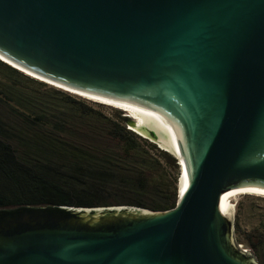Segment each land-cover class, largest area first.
<instances>
[{
  "label": "water",
  "instance_id": "95a60500",
  "mask_svg": "<svg viewBox=\"0 0 264 264\" xmlns=\"http://www.w3.org/2000/svg\"><path fill=\"white\" fill-rule=\"evenodd\" d=\"M0 54L142 124L187 183L164 212L0 209V264H255L224 193L264 188V0H0Z\"/></svg>",
  "mask_w": 264,
  "mask_h": 264
},
{
  "label": "trees",
  "instance_id": "16d2710c",
  "mask_svg": "<svg viewBox=\"0 0 264 264\" xmlns=\"http://www.w3.org/2000/svg\"><path fill=\"white\" fill-rule=\"evenodd\" d=\"M113 109L0 61V209L175 208L180 175L164 164L178 161ZM247 237L264 264V236Z\"/></svg>",
  "mask_w": 264,
  "mask_h": 264
},
{
  "label": "rangeland",
  "instance_id": "374dc122",
  "mask_svg": "<svg viewBox=\"0 0 264 264\" xmlns=\"http://www.w3.org/2000/svg\"><path fill=\"white\" fill-rule=\"evenodd\" d=\"M7 65L10 66V64ZM55 89L60 90L58 88ZM108 108L113 109L112 107ZM124 115L126 116V114ZM128 127L131 129L129 124ZM176 165L177 166L175 167L172 163L171 166L164 164V169L170 172L171 177L176 174V172L181 175V167L178 166V163H176ZM178 190L179 182L177 186V194ZM230 202L233 211L232 219L234 223V237L236 242L239 246H242L244 249L249 250L253 254L254 260L257 264H261L257 254L247 244H245V238H248L247 236L253 234L264 236V198L253 195H238L233 197Z\"/></svg>",
  "mask_w": 264,
  "mask_h": 264
},
{
  "label": "bare ground",
  "instance_id": "6f19581e",
  "mask_svg": "<svg viewBox=\"0 0 264 264\" xmlns=\"http://www.w3.org/2000/svg\"><path fill=\"white\" fill-rule=\"evenodd\" d=\"M0 59H2L3 61L7 62L8 64L16 67L17 69L25 72L28 76H31L33 78H36L38 80H41V81H44L52 86H55L56 88L58 89H62L66 92H69V93H74V94H77V95H80L88 100H91V101H95V102H99L101 103L100 101L96 100V99H93L75 89H72L68 86H65L63 84H60L58 82H55L53 80H50L48 78H45L43 76H41L40 74L36 73V72H32L31 70H29L28 68L24 67V66H21L19 64H16L15 62L11 61L8 57L6 56H3L0 54ZM103 104L104 106H108V107H111L107 104H104V103H101ZM128 118H130L132 121H133V124L131 125V129L133 128L134 131L140 133L142 136H144L145 138L147 139H150L151 142H153L154 144H156L158 147H160L162 150L170 153L171 155H176L175 152H173L168 146H166L159 138H157L156 136H154L148 129H146L142 124H140L139 122H137L136 120L132 119L131 117L127 116ZM132 129V130H133ZM178 157V156H177ZM179 163H180V166H181V171L183 172V168H182V165H181V161L179 160ZM187 188V183H186V179H185V176H184V172L182 173V178L180 180V184H179V194L182 196L183 193L185 192ZM238 195H253V196H259V197H263L264 198V188L262 187H250V186H242V187H234V188H231V189H228L225 193H224V202H225V205H226V208L228 210V213H229V216H230V219H232V214H233V211H232V208H231V202L230 200L235 197V196H238ZM233 239H234V242L235 244L237 245L236 243V240L233 236ZM238 248H240L241 250L243 251H247L246 249H244L242 246H239L237 245ZM255 264H257L255 262Z\"/></svg>",
  "mask_w": 264,
  "mask_h": 264
},
{
  "label": "clouds",
  "instance_id": "9594fccd",
  "mask_svg": "<svg viewBox=\"0 0 264 264\" xmlns=\"http://www.w3.org/2000/svg\"><path fill=\"white\" fill-rule=\"evenodd\" d=\"M12 68H14V69H16L14 66H12V65H10ZM16 70H18V69H16ZM19 71V70H18ZM21 72V71H20ZM22 73V72H21ZM24 74V73H23ZM26 75V74H25ZM28 76V75H27ZM29 77H31V76H29ZM31 78H33V77H31ZM33 79H35V78H33ZM36 80H38V79H36ZM39 81V80H38ZM41 82V81H40ZM44 83V82H43ZM48 85V84H47ZM53 87V86H52ZM54 88H56L55 86H54ZM71 94V93H70ZM87 100V99H86ZM89 101V100H88ZM94 103H97V102H94ZM97 104H101V103H97ZM101 105H103V104H101ZM126 117H127V115H126ZM134 131V130H133ZM159 149H161L160 147H158ZM162 150V149H161ZM164 151V150H163ZM178 163V162H177Z\"/></svg>",
  "mask_w": 264,
  "mask_h": 264
}]
</instances>
